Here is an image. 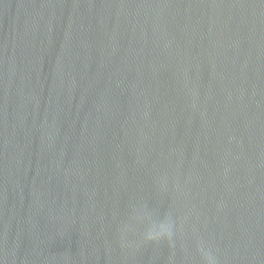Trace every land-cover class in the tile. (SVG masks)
Listing matches in <instances>:
<instances>
[{"label": "water", "instance_id": "obj_1", "mask_svg": "<svg viewBox=\"0 0 264 264\" xmlns=\"http://www.w3.org/2000/svg\"><path fill=\"white\" fill-rule=\"evenodd\" d=\"M205 255L264 264V0H0V264Z\"/></svg>", "mask_w": 264, "mask_h": 264}, {"label": "clouds", "instance_id": "obj_2", "mask_svg": "<svg viewBox=\"0 0 264 264\" xmlns=\"http://www.w3.org/2000/svg\"><path fill=\"white\" fill-rule=\"evenodd\" d=\"M170 232V226L166 223H154L148 222L145 228V239L148 241L166 238L168 237ZM202 264H214V261L211 259L210 256L205 255L202 258Z\"/></svg>", "mask_w": 264, "mask_h": 264}]
</instances>
